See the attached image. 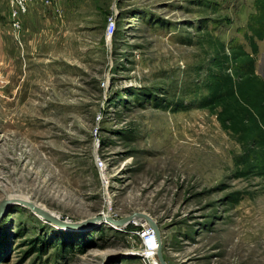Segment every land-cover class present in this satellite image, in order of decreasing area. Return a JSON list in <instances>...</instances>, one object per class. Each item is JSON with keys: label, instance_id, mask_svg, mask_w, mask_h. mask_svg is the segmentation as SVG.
Here are the masks:
<instances>
[{"label": "rangeland", "instance_id": "1", "mask_svg": "<svg viewBox=\"0 0 264 264\" xmlns=\"http://www.w3.org/2000/svg\"><path fill=\"white\" fill-rule=\"evenodd\" d=\"M9 11L0 0V202L54 215L8 206L0 264H151L145 220L72 228L136 213L167 264H264V178L238 176L215 114L167 104L204 62L197 28L248 50L254 0H35L17 30Z\"/></svg>", "mask_w": 264, "mask_h": 264}, {"label": "trees", "instance_id": "2", "mask_svg": "<svg viewBox=\"0 0 264 264\" xmlns=\"http://www.w3.org/2000/svg\"><path fill=\"white\" fill-rule=\"evenodd\" d=\"M254 4L255 14L244 34L248 50L241 43H225L206 27L197 28L198 36L190 42L205 51L204 62L189 71L191 82L175 96L189 100L174 97L167 102L176 111L195 104L215 114L221 128L241 148L236 166L243 178H264V80L256 72L258 43L264 41V0H254Z\"/></svg>", "mask_w": 264, "mask_h": 264}, {"label": "water", "instance_id": "3", "mask_svg": "<svg viewBox=\"0 0 264 264\" xmlns=\"http://www.w3.org/2000/svg\"><path fill=\"white\" fill-rule=\"evenodd\" d=\"M11 205L23 206V207L27 208L30 212H32L38 216L45 217L48 220H52V218H53L52 215H54L53 213L47 211L46 209L40 207L39 205H36V204L30 202L27 199H23L21 197H7L0 202V216L3 213V211L8 206H11ZM138 218L147 221L149 226L154 231L155 236H156V240L158 243V249L156 250V255H157L158 261L160 264H167L163 258V255H162V242H161L160 233L158 231V228H157L155 222L150 217H148L147 215H145L143 213H136L132 216H128L126 218L119 219V220H115L109 216H97V217H93V218L83 220L73 227L68 226L64 223H59V226L62 227L63 229H65L67 227H72L76 231H81L85 227L94 226L97 223L103 221V222H107L109 224H112L113 226H115L117 228H125L131 223L132 220L138 219Z\"/></svg>", "mask_w": 264, "mask_h": 264}, {"label": "built area", "instance_id": "4", "mask_svg": "<svg viewBox=\"0 0 264 264\" xmlns=\"http://www.w3.org/2000/svg\"><path fill=\"white\" fill-rule=\"evenodd\" d=\"M46 3L51 0H42ZM35 0H9V18L11 20L10 26L17 30L20 27L19 16L25 14L31 4H33ZM111 32H107L106 36H110ZM139 236L143 242V254L145 257H148V254L151 252H155L158 249V243L156 240V236L154 231L151 228H143L138 232Z\"/></svg>", "mask_w": 264, "mask_h": 264}, {"label": "bare ground", "instance_id": "5", "mask_svg": "<svg viewBox=\"0 0 264 264\" xmlns=\"http://www.w3.org/2000/svg\"><path fill=\"white\" fill-rule=\"evenodd\" d=\"M106 175H108V174H106ZM23 199H27V198H23ZM155 257H156V259H155ZM148 258L150 259L151 264H160L158 261L157 255H156V251L148 254Z\"/></svg>", "mask_w": 264, "mask_h": 264}, {"label": "crops", "instance_id": "6", "mask_svg": "<svg viewBox=\"0 0 264 264\" xmlns=\"http://www.w3.org/2000/svg\"><path fill=\"white\" fill-rule=\"evenodd\" d=\"M37 7L34 8V11L36 10ZM32 11V10H31Z\"/></svg>", "mask_w": 264, "mask_h": 264}]
</instances>
